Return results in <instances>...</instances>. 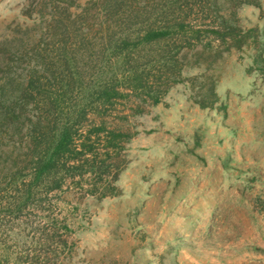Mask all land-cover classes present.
Wrapping results in <instances>:
<instances>
[{"label": "rangeland", "instance_id": "374dc122", "mask_svg": "<svg viewBox=\"0 0 264 264\" xmlns=\"http://www.w3.org/2000/svg\"><path fill=\"white\" fill-rule=\"evenodd\" d=\"M0 264H264V0H0Z\"/></svg>", "mask_w": 264, "mask_h": 264}, {"label": "trees", "instance_id": "16d2710c", "mask_svg": "<svg viewBox=\"0 0 264 264\" xmlns=\"http://www.w3.org/2000/svg\"><path fill=\"white\" fill-rule=\"evenodd\" d=\"M147 30H151V29H148V28H147L146 31H145L146 33H147ZM158 60H159V59H158ZM61 144H62V147H63V143H62V142H61Z\"/></svg>", "mask_w": 264, "mask_h": 264}]
</instances>
